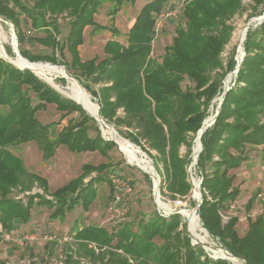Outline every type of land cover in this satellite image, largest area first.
<instances>
[{
    "label": "trees",
    "instance_id": "16d2710c",
    "mask_svg": "<svg viewBox=\"0 0 264 264\" xmlns=\"http://www.w3.org/2000/svg\"><path fill=\"white\" fill-rule=\"evenodd\" d=\"M31 1L0 0V17L15 26L21 48L30 39L22 31L18 14L22 13L36 33L42 30L46 33L44 37H35L34 41L53 49V52L43 55L20 50L21 55L32 62L56 63V48L61 53L68 48L72 68H80L83 76H92L99 71L94 78L98 83L112 81L111 85L103 87L104 94L100 99L94 96L99 101L102 118L116 126L133 129L126 133V137L137 145L145 140L166 163L172 192L187 195L191 187L185 172L187 160L179 156V149L187 142L189 132L196 133L201 128L211 101L221 92L224 77L236 68L234 61L223 66L220 54L231 31L226 21L241 9L242 0L187 1L183 12L186 28L179 29L161 63L152 60L151 43L156 16L166 8L169 0H150L128 33V45L107 42L105 53L109 57L98 64L97 59L82 62L78 47L83 44V33L88 26L118 33L116 28L98 25L94 21L101 0H33L32 6ZM108 1L115 7L110 13L114 16L125 2L135 0ZM263 1L255 0L257 4ZM63 14L72 20L68 36L61 44L55 35L61 34L57 17ZM259 26L258 42L251 40L255 33L252 26L247 32L246 56L237 76L242 86L226 93L213 127L201 137L203 151L198 161L201 169L210 170L208 174L204 172L202 188L213 198L210 202L204 195L199 208L204 227L219 238L228 252L245 259L248 264H264V210L255 219H248V230L242 237L236 228L239 217L233 214L223 224L220 212L227 210L241 194L240 186L234 185L236 175L231 171L249 160L250 148L264 144V22ZM219 68L220 72H217ZM74 78L78 79L76 75ZM186 80L192 82L193 87L183 90L182 84ZM23 85L39 93L37 106L32 107L30 98L22 91ZM42 101L56 105L61 111L82 110L80 105L62 99L30 70H21L0 59V105L9 107L8 113L0 114L1 195L19 186L23 192L30 191L35 183L45 192L49 190L48 182L27 171L22 160L10 152L9 146L36 142L46 159L52 158L57 145L62 143L72 152L101 150L104 154L117 146L112 141H104L99 130L95 139L81 132L62 135L58 140L50 139L34 119L35 113L44 107ZM120 109L123 116L117 114ZM82 168L79 177L53 193L57 204L48 200L41 202L57 207L51 214L53 219L63 220L66 210H72L77 203L89 210L97 197V186L107 180L108 167L105 164H87ZM94 172L96 176L86 183L85 179ZM254 204L255 196H252L245 206L246 211H251ZM18 219L27 223L31 219L30 208L21 201L0 200V222L6 232L13 230V223ZM138 222L136 228L130 222L112 233L102 227L88 226L80 229L76 237L81 242L94 241L110 247V264H131L128 258L137 264H228L210 258L201 246L192 245L188 235L182 236L178 232L179 214L164 218L156 213L149 218L143 216ZM156 238L163 243L157 244ZM119 250L124 255L119 254Z\"/></svg>",
    "mask_w": 264,
    "mask_h": 264
},
{
    "label": "rangeland",
    "instance_id": "374dc122",
    "mask_svg": "<svg viewBox=\"0 0 264 264\" xmlns=\"http://www.w3.org/2000/svg\"><path fill=\"white\" fill-rule=\"evenodd\" d=\"M187 1L189 0H169L170 4H168L166 8L156 16L154 37L151 43V58L155 62H162L166 49L172 45L179 29L186 28L183 12L185 4L188 3ZM135 2L136 1L133 3L125 2L120 7L118 14L113 16L110 15V13L115 7H113L108 0H101L98 11L94 15V21L98 25L110 28L114 27L118 30V33L114 34L109 29L102 30L93 26L86 27V42L84 45L82 44L83 46L80 45L81 48L80 46L78 47V49L80 48L81 50L82 55L80 58L82 62L97 59L98 64L109 57L105 53V46L109 41H116L120 44H123L124 46L128 45V33L141 11L140 8L149 3L150 0H137V3ZM241 3V9L226 21V25L231 28V31L228 41L224 44L223 50L220 54V61L225 67L229 61H234L236 63L235 65H237L239 51L241 46L243 49L244 43L247 40L248 31H246V34L243 35L247 24L252 19L264 15V1L260 4H257L255 0H242ZM32 4L33 0L31 1L30 5L32 6ZM173 10L175 11L176 15L166 18V14L173 12ZM18 14L22 21V31L24 34L30 37V39L20 48L15 26L9 21H6L8 25L0 21V26L6 37L5 42L2 44L5 55L0 56L10 60L13 64L20 66L17 64L20 57H18V55L15 56L13 52L10 27L15 31L19 51L27 50L32 54L44 55L51 54L53 49L46 48L40 43L34 41L35 37H44L46 35L45 31L42 30L39 33H36L32 28V23L30 20H28L22 13L19 12ZM0 18L5 21V18L2 16ZM71 20L72 18L70 16L67 17L66 14L57 17V22L60 26L61 33L55 35L56 40L59 41L58 43H64L65 37L68 36L69 22H71ZM259 25L261 24L252 26V29L255 30V33L252 34L251 40H256V42L260 40L259 34L256 36V33L260 31ZM108 39L110 40L108 41ZM56 49L57 50L55 54L58 59V62L56 63L49 61L32 62L28 58H25L29 61L28 62L23 58L22 59L27 63L31 62L43 66H49L50 68L64 70L70 77L73 78L74 75H76L78 79H74L81 86V88L86 91L92 105L97 106H94V108H96V110H98V108L100 109L99 101L98 99L94 98V96L98 98L102 97L104 93H102L101 90L104 86H108L109 84L111 85L112 81L104 83H98L94 81V78L98 75L99 71L93 73L92 76H83L81 74L82 70L80 68L71 67L72 55L69 49L66 48L62 53L58 48ZM0 59L3 60L2 58ZM220 69L221 68L217 69L216 71L220 72ZM234 70L235 69L228 72L224 77L222 81L221 92L211 101V104L207 110V117L204 119V121L209 117L213 118L216 115L220 96L224 89V83L226 85L228 77L233 75ZM34 75L42 83L54 90L62 99L77 104L78 100L74 97L73 91L70 89L69 82L65 76L60 75L59 73L52 74L51 76L45 74L38 75L37 73ZM212 75L214 76L215 72H213ZM237 76L238 74H235L234 79L231 77V80L233 79V81L226 86H231V89L234 88L235 90L239 89V87L242 86V83L238 82ZM182 87L183 90L190 89L193 87V83L189 80H186L182 84ZM22 91L30 98L32 107L38 105V92L25 85L22 86ZM200 100L203 101L204 99L200 98ZM42 105L44 107L35 113L34 119L38 121V123L42 126L41 128H44L52 140H58L62 135L65 134H79L78 132L84 133L86 136L95 139L97 137L98 130L100 131V135L104 141L107 138H112L111 136H107L105 132H102L100 124L90 120V118L93 119L92 116L97 114H94V112L89 110L87 107H84V110L80 105L82 110L61 111L56 105L46 101H42ZM8 112V106L0 105V114L5 115ZM87 112H89V114L92 116ZM117 114L123 116L124 112L122 109H120ZM105 122L110 126L117 139L122 140L133 149L138 151V157L134 159L135 161L129 162L127 156L122 151L121 147H119L120 145H117L114 149L108 151L107 154L105 153V155L101 150L72 152L69 150L67 145L62 143L57 145L55 155L50 159L44 158L42 150L39 148L37 143L33 141L8 147L13 155L19 157L22 160V163L27 171L44 178L48 182L49 190L45 192V189L35 183L30 191L23 192L19 186L18 188H13L11 192L7 193L6 195H1L0 193V200L8 199L21 201L23 205L30 208L31 213V219H29L27 223H22L20 221L21 219L15 221L13 223V230L10 232H6L7 230L3 228V225L1 224L2 222H0V234L2 239L0 246V262H5L6 264H110L108 260L110 247L102 246L94 241L87 240L81 242L77 239L76 234L80 229L88 226L102 227L105 228L109 233L118 231L122 226H124V224H128L130 222H133L136 228L139 224L138 220H140L143 216L149 218L156 213L159 214L158 206L155 201L156 198L154 197V183L149 173L155 174L156 172V176H158L160 179V196L164 201L166 200L167 202V200H169L171 202H175L180 199L187 204L188 209L186 210L190 209L191 211L196 208L197 199L194 197L196 188L193 186L190 180L189 165L191 161H193L191 156L193 152V145H195L198 131L201 128L196 133L189 132L187 134V142L183 143L179 149V156L187 160L185 172L187 181L191 186L187 195H180L173 193L170 189V182H168L167 179V169L165 166L166 163L161 160L160 155L155 150L148 147V143H146L145 140L141 141V145H137L126 137V133L134 131L133 129H128L124 125L116 126L113 123L107 122L106 120ZM212 127L213 125L209 129ZM140 151L142 154H140ZM138 158L142 161L144 166L139 164L137 161ZM87 164L93 166L105 164L108 167L105 175L107 180L105 182L99 183L97 186V197L90 205V209L84 210L82 207L83 204L77 203L72 210H66L63 220L61 218L53 219L51 214L56 210L57 207L43 205L41 202L43 200H48L52 201L53 204H57V199L53 196V193L59 188L67 185L73 179L79 177L83 172L82 167ZM152 166L154 167L155 171H153ZM197 166V171L202 179L203 184L204 172L205 174H208L210 170L207 169L204 171L200 168L199 164H197ZM245 169L244 172H247V174L243 176L240 175L238 178L236 176L234 184L235 186H243V194L240 196L241 202H239L238 207L236 205L234 212L229 213L227 210L222 212L223 214L229 213L230 216L235 214V216L239 217V222L237 223L236 228L241 237L244 236L248 230V219H255L259 214H261V200L258 198V194L260 192H264V159H262L261 162L252 165L250 168ZM231 174H233L232 171ZM261 174L263 176L259 177ZM113 175L120 176L124 180L130 181L134 189V192L124 199L126 205H124L122 208L111 207L114 190V185L112 184ZM94 176H96V172L87 177L85 182L87 183L90 178ZM201 192L203 199L205 195L208 201H213V198L208 195V192H206L205 189L202 188ZM251 196H255V204L253 209L247 212L244 202ZM164 206V209H168L169 207L167 204H164ZM199 208L200 207L197 208L196 215L198 216L203 228L207 231V229L204 227L203 221L201 220ZM122 213H124V215H121ZM185 218L186 217L181 215V223L178 232L181 233L182 236L188 235L191 237L189 234H192V227L189 223L190 233L188 234L187 222ZM223 224H225L224 221ZM208 234L210 238L207 242L204 241V243L209 244L211 242L222 247L221 249H225L219 238L212 236L209 232ZM194 237L196 240L200 241L199 237L196 235H194ZM154 241L159 245L163 243V241L159 238H156ZM116 242L117 241L115 240L114 244ZM81 244H83L82 247ZM213 249L215 248L213 247ZM221 249H215L219 250L217 251L219 256L229 255ZM118 253L123 254L121 250H119ZM214 256L218 255L216 254ZM128 259L129 261L131 260L130 258ZM203 259L204 257H202V260ZM130 263L137 264V262L134 261Z\"/></svg>",
    "mask_w": 264,
    "mask_h": 264
},
{
    "label": "bare ground",
    "instance_id": "6f19581e",
    "mask_svg": "<svg viewBox=\"0 0 264 264\" xmlns=\"http://www.w3.org/2000/svg\"><path fill=\"white\" fill-rule=\"evenodd\" d=\"M245 34H246V29H245V32H244L243 35H245ZM5 40H6V37L4 35V31L2 30V28L0 26V55H2V56L5 55L4 49L2 48L3 47L2 44L5 42ZM18 57H20V58H19V61L17 62V64L22 66V68H30V69H32L35 74L37 73L38 75L45 74V75H50L51 76L52 74L59 73L60 75L65 76L66 79L69 82L70 89L73 91L74 97L77 98V100H78L77 102H79L83 107H87L89 110L94 112V114H97V115H95V117L98 118V110H96V108H94L95 105L94 106L92 105L91 100H90L88 94L86 93V91L83 88H81V86L76 82V80L72 79L64 70L56 69V68H50L49 66H43V65H40V64L27 63V62H25L22 59V57L20 55H18ZM241 60H243V49H242V46H241V49L239 51V57H238V61L241 62ZM8 61H10V60H8ZM231 77H233V79H234L235 78V74L233 73V75H230L228 77V79L226 81V85H229L230 81L231 82L233 81V79L231 80ZM95 107H97V106H95ZM207 120L208 121L212 120V117H209ZM103 128H104L103 132H105V134L107 136H111L113 139L117 140V142L119 143L122 151L127 156L129 162L135 161L134 159H136V157H138L137 156L138 151L133 149L131 146H129L128 144H126L122 140L117 139L115 134L113 133V131L111 130V128L109 126H103ZM200 134L197 135L196 140H195V145H194V148H193V152H194L195 155L200 153V139L202 137ZM137 161L139 162L140 165L144 166V164L142 163V161L139 158L137 159ZM194 187L196 188V190L194 192V197H195V199L198 200L199 191H200L199 182L195 181ZM158 204H159L160 208L161 207L162 208L165 207L164 204L162 202H160V201L158 202ZM183 214H184V216H186V218H189L188 222L190 223V225L192 227L191 229H192L193 236L196 235L197 237H199L200 238V242H202V241H203V243H204V241L207 242L209 240V238H210L209 234L203 228L202 224L200 223L199 218L196 215L195 210L194 211L184 210ZM204 244H206V243H204ZM206 248H207V250H208V252H209V254L211 256H214V255L217 254L218 256H215V257L228 258L230 260L231 264H241L240 260H238L235 257H232L230 254L229 255H224V256H219V253H217V251H219V250L213 249L212 246H209V247H206ZM210 252L214 253V254H211Z\"/></svg>",
    "mask_w": 264,
    "mask_h": 264
},
{
    "label": "built area",
    "instance_id": "2783aa9c",
    "mask_svg": "<svg viewBox=\"0 0 264 264\" xmlns=\"http://www.w3.org/2000/svg\"><path fill=\"white\" fill-rule=\"evenodd\" d=\"M178 7H180V6H178ZM176 13H177V11H176ZM175 15H176L175 11L173 10V12L166 14V18H168L170 16H175ZM162 16H164V15H162ZM214 118H215V116L212 118V121L208 125V128H210L212 125H214V123H215ZM193 148H194V145H193ZM140 154H142L141 151H140ZM199 155H200V153L195 155L194 152H192L191 156H192L193 161H191V163L189 165V175H190V180H191L193 186H194L195 181L199 182L200 191H201L202 179L199 176L198 171H197L198 170L197 161H198ZM149 175L152 177V181L154 183V197L157 200L159 215L161 217H164V218H168L171 214H175V213H178L179 215L184 216V214H183L184 210L188 209L187 204L180 199L175 201V202H171L169 200H167V202H166V200L164 201L163 198L160 196V185H161L160 181H159L160 179L158 178V181L156 182V180L151 175V173H149ZM112 184L114 185V190H113V201L111 202L112 203L111 207L112 208H122L124 205H126V202L124 201V199H126L128 196H130L134 192L132 184L130 181H126L123 178H121L120 176H116V175H113V177H112ZM158 185H159V187L157 188ZM258 198L261 200V207H262L261 213H262V211L264 210V192H260L258 194ZM159 201L163 202L164 204H167L169 206L168 209L160 208V206L158 204ZM235 209H236V205L233 203L228 207L227 211L229 213H231V212H234ZM229 213L223 214L222 212H220V215H221L224 223L228 222V220L230 219L231 216L229 215ZM121 215H124V213H122ZM184 217H186V216H184ZM185 219L187 222V231L190 233L189 222H188L189 218H185ZM190 235H192V234L190 233ZM192 245L196 246L194 241H192ZM206 253L208 254V256L210 258L211 257H212V259L215 258V256H211L209 254L208 250ZM130 262H133V261L130 260Z\"/></svg>",
    "mask_w": 264,
    "mask_h": 264
},
{
    "label": "water",
    "instance_id": "95a60500",
    "mask_svg": "<svg viewBox=\"0 0 264 264\" xmlns=\"http://www.w3.org/2000/svg\"><path fill=\"white\" fill-rule=\"evenodd\" d=\"M0 21H1V22H4L6 25H8V23H7L6 21L2 20L1 18H0ZM263 22H264V15H262V16H260V17H258V18H254V19H252V20L247 24V26H246V31H248L249 28H250L251 26L258 25V24H262ZM10 31H11V41H12V45H13V52H14L15 56H16V55H20V56H22L21 53H20V51H19V48H18L17 37H16V34H15V31H14V29L11 28V27H10ZM242 45H243V44H242ZM245 56H246V53H245V49H244V47H243V59L245 58ZM0 58H2V57H0ZM22 58H23L24 60H26L23 56H22ZM2 59L5 60V61L8 62V63L14 65L15 67L21 69V70H30L31 72H33V70L30 69V68H22V67H19V66L15 65V64L11 63L10 61H8V60L5 59V58H2ZM26 61H28V60H26ZM28 62H29V61H28ZM242 62H243V60H241V62H240V61H237L236 68H235V70H234V72H233L234 74H236V75L238 74ZM30 63H31V62H30ZM32 64H36V63H32ZM33 73H34V72H33ZM34 74H35V73H34ZM71 78L74 79L73 77H71ZM74 80H75V79H74ZM230 89H231V86H230V87H229V86H226L225 83H224V89H223V92H222V94H221V96H220V101H219L218 109H217V112H216V115H215V118H214V122L216 121V117L218 116V114H219V112H220V109H221L222 103H223V101H224V99H225V95H226V93H227ZM77 104L81 105L79 102H77ZM81 106H82V105H81ZM82 107H83V106H82ZM83 109H84V107H83ZM84 110H85V109H84ZM87 113L89 114V112H87ZM89 115H91V114H89ZM91 116H92V115H91ZM92 118H93L98 124H100V128H101L102 132H103V126H109V125L105 122V120L102 118V116H101V114H100V109H99V108H98V118L95 117V116H92ZM211 121H212V120L208 121V120L206 119V120L203 122L202 127H201V129L198 131V134H197V135H199V134L201 133L200 135L202 136L203 133L208 129V125L211 123ZM109 127H110V126H109ZM113 130H114V129H113ZM114 131H115V130H114ZM106 140H108V141H112V142H114L116 145L119 146L118 142H117L116 140H114V139H111V138L108 139V138H107ZM119 147H120V146H119ZM202 150H203V146H202V142H201V143H200V153L202 152ZM152 167H153V166H152ZM153 171H155L154 167H153ZM151 175L154 177V179H155L156 182H157V181H158V176H156V172H155V174H151ZM158 187H159V185L157 186V188H158ZM202 199H203L202 192L199 191V198H198V200H197V206H196V208L194 209L195 212H197V208L200 207V204H201V202H202ZM155 201H156V203H157V200H155ZM194 210H192V211H194ZM175 214H178V213H175ZM175 214H171L168 218H170L171 216H173V215H175ZM187 233L189 234L188 231H187ZM189 235H190V234H189ZM190 236H191V237H190L191 240L194 241L195 245H196V246H201L206 252H207V248H206V247H209V246H213L215 249H221V248H222V247H220V246H218V245H216V244H213V243L204 244L203 242H200V241L196 240L194 236H192V235H190ZM221 250H224L227 254H230L232 257H235V258H237L238 260H240V261H241V264H248L247 261H246L245 259L234 256L233 254L229 253L226 249H221ZM211 258H212V257H211ZM213 259H214V260H224V261L228 262V264H231V262H230V260H229L228 258L215 257V258H213Z\"/></svg>",
    "mask_w": 264,
    "mask_h": 264
},
{
    "label": "crops",
    "instance_id": "0c3cea01",
    "mask_svg": "<svg viewBox=\"0 0 264 264\" xmlns=\"http://www.w3.org/2000/svg\"><path fill=\"white\" fill-rule=\"evenodd\" d=\"M136 2L135 3H137V0H135ZM110 3V2H109ZM168 4H170V2L168 3ZM172 5V4H171ZM145 6V5H144ZM143 6V7H144ZM142 7V8H143ZM173 7V6H172ZM142 8H140V10L142 9ZM135 22V21H134ZM134 24V23H133ZM133 26V25H132ZM87 29V28H86ZM107 30V29H106ZM86 31L87 30H84V43H83V45L85 44V42H86ZM110 39H108V41H109ZM82 45V46H83ZM123 45V44H122ZM80 48H81V46H80ZM80 48H79V52H80V57H81V50H80ZM262 121L264 122V114H263V116H262ZM262 159H264V144L263 145H260V146H256V147H252V148H250V155H249V160L247 161V162H245L239 169H235V170H232V173L233 174H236V176H237V178L240 176V175H246L247 174V172H244V169L245 168H250L252 165H255V164H257L258 162H261L262 161ZM246 170V169H245ZM238 171V172H237ZM248 173H250V172H248ZM254 174V173H253ZM263 175L261 174V175H259V177H262ZM246 177V176H245ZM249 177H251V176H249ZM243 179V178H242ZM245 179V178H244ZM242 188V189H241ZM240 189H241V194H240V196L243 194V186L241 185L240 186ZM240 196L238 197V200L234 203L235 205H237V207H238V204H239V202H241L240 201ZM252 197V196H251ZM250 197V198H251ZM250 198L248 199V200H246L244 203H245V206H246V204H247V202L250 200ZM1 246V245H0ZM1 263H3V262H0V264ZM5 263V262H4ZM6 264V263H5Z\"/></svg>",
    "mask_w": 264,
    "mask_h": 264
}]
</instances>
